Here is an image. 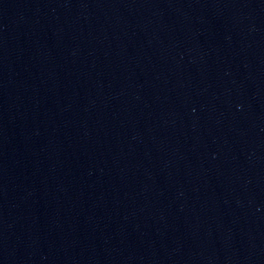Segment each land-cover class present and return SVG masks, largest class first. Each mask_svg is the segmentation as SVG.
<instances>
[{"label": "water", "instance_id": "water-1", "mask_svg": "<svg viewBox=\"0 0 264 264\" xmlns=\"http://www.w3.org/2000/svg\"><path fill=\"white\" fill-rule=\"evenodd\" d=\"M0 264H264V0H0Z\"/></svg>", "mask_w": 264, "mask_h": 264}]
</instances>
